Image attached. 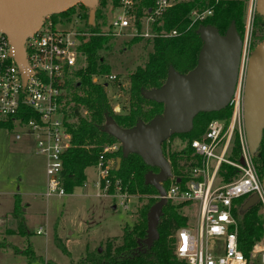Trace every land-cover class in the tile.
I'll return each mask as SVG.
<instances>
[{
  "label": "trees",
  "instance_id": "obj_1",
  "mask_svg": "<svg viewBox=\"0 0 264 264\" xmlns=\"http://www.w3.org/2000/svg\"><path fill=\"white\" fill-rule=\"evenodd\" d=\"M112 10L119 6L120 0H98L94 9L93 24H89V8L77 4L60 14L52 15L53 23L59 18L77 16L84 21L86 27L85 37H82L80 52L84 57L85 66L75 72L77 81L72 86L73 91L66 95L64 106L65 118L70 120L66 124L70 134V145L62 155V171L60 173V187L66 194H70L76 187H81L85 182L84 170L94 167L103 148L118 141L107 133L104 128L109 122H113L123 130H129L138 122L146 125L163 112V104L157 103L144 96V93L160 89L167 81L169 70L181 75L194 69L197 65L198 55L202 48L199 29L203 26L212 27L220 35H225L230 26L242 36L246 2L248 0H190L179 2L167 9L161 19L156 22L154 32L157 36L151 39L152 51L148 55L143 66L136 67L129 75L127 89L128 109L123 114L113 111V107L107 98L104 87L94 83V77L109 76L110 68L102 64L98 52L106 48L111 39L110 35L102 34L98 21L107 22L103 15V9L109 4ZM153 0H136V25L139 29V19L143 11L152 9ZM199 12L211 10V16L201 22H192L189 14L192 10ZM176 31V36L163 37L161 32ZM259 35L256 36V33ZM254 38L255 41H251ZM135 37L131 43L140 41ZM251 40L248 51L251 52L259 43L264 42V17L253 10L251 23ZM228 116L226 109L214 113H200L192 121V128L188 134L173 135L163 140L160 149L163 157L169 162L172 175L180 179V184L186 179L185 170L188 161L193 158L190 141L200 138L208 123L213 119H223ZM0 128L11 130V120H0ZM178 137L186 143L179 151H171L166 145L169 139ZM238 148H235V155ZM107 158L114 161L109 179L112 184L106 190V195H114L113 183L118 181L119 194L144 200L145 203L136 211L137 218L131 227L125 226L121 237V244L114 245L112 240L105 242V248L98 251L86 252L75 264H179L173 255L172 236L179 228L186 225L188 219L182 214L183 204H172L167 201L161 209L159 221L156 226V238L147 244V213L158 202L157 191L145 184L144 177L148 172L155 173L157 168L145 165L140 156L135 152H129L123 156L122 148L106 154ZM119 158V168L115 169V160ZM253 164L258 176L264 177V131L258 148L253 154ZM229 174L233 170L228 168ZM164 184V183H163ZM166 189L170 182L165 181ZM103 188L100 183V189ZM246 197H241L233 202L232 216L236 224L237 246L239 251L247 259L248 264H256L251 259V251L257 242L264 237V218L259 214L257 204L244 208ZM22 206L19 197L14 196V205L11 218L16 221L19 234L25 236L26 228L23 218ZM52 242L62 253L67 254V249L58 237L53 233ZM20 255L26 258V264L39 262L40 264H57L49 259L36 256L31 243H25V249Z\"/></svg>",
  "mask_w": 264,
  "mask_h": 264
},
{
  "label": "built area",
  "instance_id": "obj_2",
  "mask_svg": "<svg viewBox=\"0 0 264 264\" xmlns=\"http://www.w3.org/2000/svg\"><path fill=\"white\" fill-rule=\"evenodd\" d=\"M153 1L152 9L143 11L138 29L136 0H120L119 6L113 9L114 15L106 32L102 34L118 37L130 29L137 37L152 39L157 36L147 32V26L152 28L177 2ZM211 13V10H192L189 18L192 22H201ZM145 17L146 28H143ZM73 20L79 23L81 19L74 15L59 18L53 23L51 16H47L25 40V77L13 58L7 36L0 32V120L10 119L16 128L15 140L30 138L38 155L44 158L48 178L45 197L66 194L60 187L62 155L70 145V134L66 128L68 120L63 109L68 89L66 83L74 79L75 72L83 67L80 46L81 38L87 35L81 30L66 29ZM160 35L171 37L177 34L170 31ZM249 54L246 53V40H243L237 81L225 108L228 116L211 120L203 135L190 141L193 158L185 170L184 183L180 184V179L171 172L170 184L164 189L166 202L183 204L193 212V220L186 216V225L172 236L173 255L179 264H248L237 246L233 202L241 197L257 196L259 214L264 218L263 178L258 176L254 167L243 127V87ZM96 78H103L100 84L105 88V78L113 80L115 77ZM120 147L119 142L104 147L94 165L98 188L104 193L112 184L109 176L114 166V161L106 154ZM235 148H238L237 155ZM228 168L233 170V174H229ZM113 187L115 194H119L118 181L113 183ZM251 259L256 264H264V238L254 244Z\"/></svg>",
  "mask_w": 264,
  "mask_h": 264
},
{
  "label": "rangeland",
  "instance_id": "obj_3",
  "mask_svg": "<svg viewBox=\"0 0 264 264\" xmlns=\"http://www.w3.org/2000/svg\"><path fill=\"white\" fill-rule=\"evenodd\" d=\"M187 1L190 0H176L177 3ZM108 3L103 9L107 22L102 24V20L98 21L101 32H106L108 22L114 15L110 1ZM253 10L254 0H248L242 36L237 32L242 41L246 40L248 54L264 43H259L251 52L248 51ZM142 21L143 28H146V17ZM147 27V32L155 33L153 26ZM66 29L87 30L83 20L79 23L73 20ZM135 37V32L126 29L120 36L111 37L108 46L98 52L100 62L110 68L109 76L115 77L113 80L105 78L107 86L104 89L110 105L118 114H123L128 109L129 75L136 67L144 65L152 51L151 38L140 37V41L131 43ZM251 41H255L254 38ZM82 60L84 67L83 56ZM95 79L98 84L103 81V78L94 77V83ZM77 80L75 77L66 83V95L73 91L72 86ZM15 133L16 128H0V264H26V258L20 255L26 242L32 244L36 256L57 264H75L86 252L98 249L102 252L107 240H112L114 245L121 244L123 228L135 224L136 211L145 201L125 194L106 195L98 188V176L94 167L84 170V185L74 188L70 194L45 197L48 178L45 175L44 158L38 155L30 138L15 140ZM185 143V140L174 137L166 145L171 151H179ZM158 172L157 169L155 173ZM167 181L170 182L169 179ZM15 195L19 197L22 206L27 232L25 236L19 234L16 221L11 218ZM181 212L188 218L191 216L193 220L191 210L183 207ZM37 231L40 233L37 234ZM54 232L65 245L67 254H62L54 246Z\"/></svg>",
  "mask_w": 264,
  "mask_h": 264
},
{
  "label": "water",
  "instance_id": "obj_4",
  "mask_svg": "<svg viewBox=\"0 0 264 264\" xmlns=\"http://www.w3.org/2000/svg\"><path fill=\"white\" fill-rule=\"evenodd\" d=\"M98 0H0V32L7 36L11 53L17 65L25 71V40L34 33L47 16L60 14L82 4L89 8V24H93L94 9ZM256 13L264 17V0H254ZM202 48L197 65L186 74L169 70L164 86L144 93V96L163 104V112L151 122H140L129 130L109 122L104 130L121 145L123 156L135 151L143 163L159 170L148 172L144 182L152 186L159 196L158 202L147 213L149 244L156 238V226L162 207L166 203L162 184L170 177L171 167L163 157L160 144L173 135L188 134L193 119L200 113L224 110L237 81L242 40L234 26L225 35L216 29L203 26L199 29ZM243 127L249 152L253 155L259 146L264 131V43L250 54L244 78ZM120 159L115 160V169ZM179 182V181H178ZM264 190V177L262 179ZM257 196L250 197L244 205L256 204ZM101 253V249H98Z\"/></svg>",
  "mask_w": 264,
  "mask_h": 264
},
{
  "label": "crops",
  "instance_id": "obj_5",
  "mask_svg": "<svg viewBox=\"0 0 264 264\" xmlns=\"http://www.w3.org/2000/svg\"><path fill=\"white\" fill-rule=\"evenodd\" d=\"M85 178H86V176H85ZM86 180V179H85ZM85 183V182H84ZM84 185V184H83Z\"/></svg>",
  "mask_w": 264,
  "mask_h": 264
}]
</instances>
